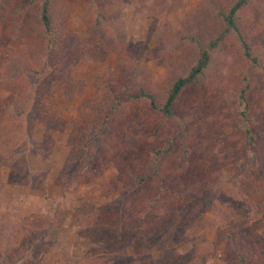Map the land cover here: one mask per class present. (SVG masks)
<instances>
[{
    "label": "rangeland",
    "instance_id": "1",
    "mask_svg": "<svg viewBox=\"0 0 264 264\" xmlns=\"http://www.w3.org/2000/svg\"><path fill=\"white\" fill-rule=\"evenodd\" d=\"M97 1L105 19L100 33L89 34L91 41L72 45L73 61L67 67L75 80L73 88L63 93L54 82L22 119L15 147L23 164L13 168L0 161V225L15 229L10 235L13 252L21 251L22 258L33 254L31 264H238L233 245L224 237L228 230L212 205L238 202L227 181L234 172L227 170V160L249 154L232 132L234 92L245 70L250 75L248 101L258 115L259 160L264 155V0H249L237 18L257 65L248 63L235 38L227 36L166 119L142 99L118 111L107 107L108 88H115L120 74V58L133 60L125 61L124 70L128 62L134 67L120 75L132 79L134 87L135 72L139 84L160 103L167 85L192 58L194 40L203 45L220 29L219 12L232 0ZM55 3L64 32L86 38L94 4L87 8V0ZM98 37L103 47L95 48ZM17 46L0 25V53ZM128 49H133L131 55ZM0 103L11 112L12 96L3 88ZM105 112L108 127L83 150L81 128L97 124ZM162 142L171 145L163 159L164 196L149 202L145 198L154 184L138 192L114 184L123 170L136 167ZM220 173L223 178L218 181ZM262 183L248 181L239 190L249 202L245 198L239 203L247 220L238 229L258 240L264 238ZM2 228L0 244H5L9 228L4 233Z\"/></svg>",
    "mask_w": 264,
    "mask_h": 264
},
{
    "label": "trees",
    "instance_id": "2",
    "mask_svg": "<svg viewBox=\"0 0 264 264\" xmlns=\"http://www.w3.org/2000/svg\"><path fill=\"white\" fill-rule=\"evenodd\" d=\"M248 2L249 0H232L219 12L220 29L203 45L194 40L192 58L184 71L176 75L167 85L160 103L148 89L139 84L135 72H133V78L136 80L134 87L130 82L132 79L125 80L121 76L122 73L131 72L134 68L133 64L128 62L127 70H124L125 61L133 62V60L121 57V75H116L115 88H108L111 97L107 107L112 111H118L127 102L142 99L149 109L159 112L163 119L169 118L173 115V107L180 95L197 82L209 65L212 53L222 48L225 38L229 35L237 41L242 57L251 65H257L258 59L251 53L250 45L237 25L238 13ZM93 4L95 15L90 22L86 38H74L75 35H70L61 28L62 13L55 0H0V25L3 34L16 46L18 45L12 52L0 53V88L8 90L13 100L11 112H6L0 103V161L3 160V163L13 168L23 164V159L15 147L16 130L29 111L36 108L41 96L45 92H50L52 84L59 82L63 93L73 88L75 80L67 67L68 62L73 61L72 45L91 41L89 34L100 33L98 32L100 23L105 19L97 0H87L86 7L90 8ZM95 46V48L103 47L101 37L95 39ZM132 52L133 49H128L130 55ZM249 87V70H245L241 73L234 92L237 108L232 132L240 136L245 151L249 154L246 157L238 154L237 158L227 160V170H234L230 180L227 181H230V186L235 189L238 202L231 203L227 207L212 206L215 217L224 221L225 229L228 230L224 237L233 245L238 264H264V238L258 240L247 234L249 232L243 234L238 229L241 222L247 220L246 214H242L239 207V203L244 202L242 199L246 198L239 193L240 187L248 181H262L264 186V155L259 160L255 130L258 115L251 111L248 101ZM258 112L261 113V110ZM108 116L109 113L105 112L97 124L89 122L86 127L81 128L79 146L83 150H88L94 144V139L100 130L108 127ZM102 136H105V132H102ZM170 150L171 145L167 142H162L158 147L148 150L141 162L134 168L123 170L119 174L122 177L115 179L114 184L134 192L146 191L150 184H154L155 189L145 200L158 201L167 191V186L163 183V159ZM77 156L76 153L73 154V158H69V167L78 158ZM238 163L240 168L237 167ZM69 167L65 169L66 172ZM222 178L220 173L218 181ZM246 202H249L248 198ZM211 223L215 224L213 220ZM0 226L3 227V233L4 229L9 228L7 233L9 242L0 244V264H31L33 254L26 253L27 255L22 258L21 251L14 253L12 250L14 245L10 242V235L15 229L11 230V226L7 227L2 223Z\"/></svg>",
    "mask_w": 264,
    "mask_h": 264
}]
</instances>
